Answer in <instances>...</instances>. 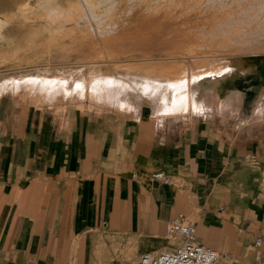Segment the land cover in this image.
I'll return each mask as SVG.
<instances>
[{
  "label": "crops",
  "instance_id": "obj_1",
  "mask_svg": "<svg viewBox=\"0 0 264 264\" xmlns=\"http://www.w3.org/2000/svg\"><path fill=\"white\" fill-rule=\"evenodd\" d=\"M225 77L148 82L136 102L36 110L27 132H0V264H120L178 246L167 236L178 218L228 260L255 264L264 97Z\"/></svg>",
  "mask_w": 264,
  "mask_h": 264
},
{
  "label": "rangeland",
  "instance_id": "obj_2",
  "mask_svg": "<svg viewBox=\"0 0 264 264\" xmlns=\"http://www.w3.org/2000/svg\"><path fill=\"white\" fill-rule=\"evenodd\" d=\"M90 1L88 6L86 0H0V132H27L36 110L62 115L107 100L125 105L147 98L142 87L148 82L178 83L182 71L185 88H194L200 69L240 61L254 65L264 57L263 48L243 49L233 38L213 37L222 15L198 5L167 15L132 0ZM69 16L76 21L67 22ZM225 78L253 100L264 97V69ZM212 82L204 78L200 86Z\"/></svg>",
  "mask_w": 264,
  "mask_h": 264
},
{
  "label": "bare ground",
  "instance_id": "obj_3",
  "mask_svg": "<svg viewBox=\"0 0 264 264\" xmlns=\"http://www.w3.org/2000/svg\"><path fill=\"white\" fill-rule=\"evenodd\" d=\"M66 1H68V0H66ZM127 1H129V0H127ZM86 2L88 3L87 4L88 6H89V4H94L90 0H86ZM132 3H134L135 5L146 6V7H148L149 10H151V12L155 13V12H161L162 11V12H165V14H167V15L172 14V10L176 7L178 8L180 6H184V7H186V11L187 10L191 11L192 9H194V7H196V5H198L202 11H206V12L212 11L216 15L217 14L222 15L221 20H219V21L216 20L217 23H219V25L217 26L216 32L215 33L213 32V37L216 35H220V36L223 35L227 38L226 39L224 37V39H226V41H228V39L233 38L236 41L234 43H237L243 49H246V48L249 49L252 47L255 48V46H257L258 48L264 49V0H203V1H197V0H132ZM74 4H76V3L75 2L69 3V5H74ZM76 7H77V5H76ZM180 8H182V7H180ZM76 9L78 10L79 8H76ZM201 10H199V11H201ZM140 11H142V10H140ZM183 11L186 12L185 9ZM86 13L87 12H85V15H88ZM53 14H55V13H53ZM63 14H65V13H63ZM61 15H62V13H61ZM79 17H77V19ZM82 17H84V16H82ZM89 17H90V15H89ZM84 18H86V17H84ZM106 18H108V17H106ZM94 19L96 20V18H94ZM98 19H100V18H98ZM66 20H67V22L76 21V19L72 18L71 16H69ZM100 20H102V19H100ZM81 21H83V20H81ZM85 21H86V19H85ZM96 22H97V20H96ZM104 22H105V20H104ZM1 24H2V22L0 21V25ZM114 27H115V24H114ZM98 28H100V27H98ZM114 29L115 28H113V30ZM109 30H111V29L109 28ZM89 32H93V30L89 31ZM89 32H88V34H90ZM94 32H96V31H94ZM105 32H106V30H105ZM107 32H108V30H107ZM69 33L72 35L74 34L73 30L70 31ZM98 33H101V31ZM108 34H110V33H108ZM207 37H208V35H207ZM211 38H212V36H211ZM216 38H218V36ZM216 40L218 41L219 39H216ZM216 44H217V42H216ZM221 44L222 43H220V46H221ZM260 52H261V50H260ZM235 61L238 62L237 60H235ZM203 67H205V66H203ZM263 69H264V57L262 59H259L258 62L254 65H252V64L246 65L245 62L240 61L236 64L235 63L234 64L233 63H223V64H218V65L216 64V66H212V67H206V68H203V69H200L199 71H197L194 74L193 79H194V82H198L204 78L217 79V78H222L225 76L230 77V78L239 77V76H241V77L242 76H250V75L253 76V75H255V73L262 74ZM177 78H178V80L184 79V74L182 71H180L177 74ZM83 87H84V84L77 83V89H83Z\"/></svg>",
  "mask_w": 264,
  "mask_h": 264
},
{
  "label": "built area",
  "instance_id": "obj_4",
  "mask_svg": "<svg viewBox=\"0 0 264 264\" xmlns=\"http://www.w3.org/2000/svg\"><path fill=\"white\" fill-rule=\"evenodd\" d=\"M247 159H254V157L249 155ZM134 177L136 176L134 175ZM151 177L164 185L171 182L170 177L163 172H155ZM167 236L180 239L181 243L173 249L164 250L160 253H145L137 259L127 260L120 264H241L228 260L225 255L200 243L195 228L186 224L183 218L168 223ZM262 244V238H257L255 242V264H264Z\"/></svg>",
  "mask_w": 264,
  "mask_h": 264
}]
</instances>
